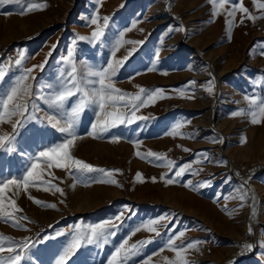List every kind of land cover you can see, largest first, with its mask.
<instances>
[{
	"label": "rangeland",
	"instance_id": "1",
	"mask_svg": "<svg viewBox=\"0 0 264 264\" xmlns=\"http://www.w3.org/2000/svg\"><path fill=\"white\" fill-rule=\"evenodd\" d=\"M28 2L40 4L42 10L22 15L26 3L0 5V67L6 73L0 82V95L20 75L15 67L20 52L26 57L22 68L45 63L43 71L34 69L27 81L33 84L35 93L37 82L31 77H38L40 84L54 83L60 70L67 69L63 57L69 50L73 51L82 75L89 71V66L95 70L102 64L106 67L109 59L123 60L133 47L137 51L121 68L114 86L132 94L139 92L137 86L162 88L164 93L138 109L136 114L148 119L130 126L120 125L103 136L89 135L97 117L91 109L85 111L71 154L93 166L120 172L112 176L94 173L81 182L65 169L49 168L43 160L38 161L42 179L62 188L63 194L49 183L30 186L26 191L22 185L19 189L9 186L5 204L9 199L15 200L22 209L15 216L29 219L21 221L24 228L0 219V234L32 242L45 234L64 233L31 249V264H55L77 224L99 223L123 212V227L109 243L103 247L82 246L69 264H107L114 246L125 238L129 245L151 241L132 264H144L149 256V264H166L165 257L176 259L175 252L166 244L170 236L177 245L201 242L183 253L193 264H264V247L259 246L264 242V118L253 125L247 115H230L234 110L249 107L246 96L264 99V55L260 54L264 44V10L258 9L253 0H242L258 18L255 22L245 18L241 24L242 14L237 11L229 33L224 14L212 19L213 5L208 0ZM94 14L101 25L103 17L111 18L106 43H114L120 31H124L126 41L145 43H124L113 57L110 44L105 47L80 40L81 36L90 37L95 29L96 25L90 23ZM170 27L176 30L170 31ZM210 74L213 93L206 91ZM188 81L197 82L193 86L196 91H186L182 96L181 90ZM39 95L47 96L48 92L41 91ZM26 100L33 103L30 97ZM75 102L74 97L66 107ZM35 103L37 110L33 115L38 119L26 122L12 143L0 149V180L21 178L39 151L64 139L57 128L66 126V122L55 117L44 100ZM20 119L5 117L0 122V135H10L12 123ZM53 124L56 128L51 127ZM177 125L180 127L171 134ZM244 137L246 143H241ZM149 150L164 154L163 159L150 161L136 155L140 152L143 156ZM168 160L178 165L191 163L194 174L166 186L160 177L165 173L171 177L176 170L168 167ZM137 172L142 173L143 182L135 179ZM152 177L157 182L153 183ZM209 178L211 187L193 190L184 186L190 179L198 188V182ZM113 179L117 183H111ZM245 181L249 198L240 207L244 193L240 186ZM222 194L228 198H220L217 203ZM30 197L55 203L56 208L38 206ZM225 205L228 212L222 210ZM160 217H166L154 225L160 236L141 227L149 219ZM249 226L253 228L252 235L248 234ZM137 228L140 230L136 231ZM181 231L183 237L179 235ZM247 244L258 246L249 251Z\"/></svg>",
	"mask_w": 264,
	"mask_h": 264
},
{
	"label": "snow or ice",
	"instance_id": "2",
	"mask_svg": "<svg viewBox=\"0 0 264 264\" xmlns=\"http://www.w3.org/2000/svg\"><path fill=\"white\" fill-rule=\"evenodd\" d=\"M208 2L213 5V20L221 14L225 15V23L229 33L232 26L235 24L237 11L242 14L239 21L241 24L245 22V18L253 22H255L258 18L257 16H254L247 7H245L242 0H208ZM253 2L258 9L264 10V3L259 2V0H253ZM13 3L18 5L24 3L27 4L26 9H21L22 15L25 14L26 11L42 10V6L40 4L30 3L28 0H0V5ZM226 5H231V7H226ZM110 19V17H103V24L101 25L99 23L98 15L94 14L90 17V23L92 25H96V27L91 32V36H81L79 39L82 41L86 40L90 44H100L105 47L110 44L113 57L115 56L116 50H118L124 43L132 45H143L145 43V41L124 40V31L119 32V36L115 39L114 43L112 41L110 43H106L105 38L110 27ZM134 26L135 23L133 24V27ZM129 30L130 29H125V31ZM172 30L176 29H172L170 27V31ZM52 47L53 50H55L56 46L53 45ZM136 51L137 49L133 47L123 60L109 59L106 62V67L102 64L99 68L92 70V67L89 66V71L81 75L78 72L74 60V53L72 50H69L67 55L63 57V61L67 65V69L62 68L60 70V74L54 83L40 84L38 77H31L33 81L37 82L35 93L33 92V84L27 83V81L34 69L39 68L43 71L45 63L33 65L32 68H22V63L26 57L24 52H20L19 58L15 60V67L20 70V75L15 77L12 81V86L0 95V122L4 121L5 117H8L10 120L12 116H20L22 119L12 123L13 132L10 135H0V149H3L5 146L12 143L15 138V134L26 122L38 119L33 115V113L37 110V104L35 103L37 100H44L49 109L53 111L54 116L63 119L66 122V126L57 128V130L64 135L62 142L45 150L39 151L36 156L32 158L30 166L21 178L12 177L11 179L0 180V219H3L6 223H11L17 228L25 227L21 221L28 220L29 218L23 215L19 217L15 216V213L22 212V209L17 206L15 200L9 199L8 204L6 205L5 193L9 190V186H15L16 189H19L22 185L23 189L26 191L30 186L49 183L48 181L42 179L41 173L38 171V169L41 168V164L38 161L43 160L49 168L55 166L59 169H65L68 171L70 176L81 180V182L94 173L112 176L114 173L120 172L118 169L109 170L99 168L85 162L84 160L75 158L71 154V149L76 140V130L80 123L81 116L89 109H91L97 117V121L91 125L92 131L89 133V135L93 136H103L120 125L130 126L135 121L148 119L147 117L137 115L136 113L138 109L154 102L158 97H162L164 89H146L142 86H137L139 88V92L132 94L116 88L113 83L114 79L119 76L121 68ZM260 54L264 55V44L261 46ZM48 56H51V52L48 53ZM5 76V71L2 67H0V82L4 80ZM196 83V81L186 82L185 89L181 90V95L183 96L186 91L194 93L196 89L193 86ZM206 83L209 84L206 91L208 93H213L214 88L211 86L213 84V74H210V78ZM41 91H47L48 95H39ZM28 97L31 98L33 103L29 104L27 102L26 98ZM74 97L76 98V102L73 103L70 108H67L66 105ZM245 99L249 100V107L247 109L232 111L230 113L231 117L247 115L253 125L260 123L261 118H264V99L256 96H246ZM109 109L112 110L109 111ZM129 112L131 113L130 116ZM51 127L56 128V125L53 124ZM179 127L180 125H177L171 134H175ZM241 143H246V137L242 138ZM185 150L187 151V149ZM136 155L143 159H148L150 161L155 160L157 162H160L164 157V154L151 150L143 154V156H141L140 152H137ZM205 159L207 160V157H205ZM167 165L169 168L175 167L176 170L171 177H168L167 173L160 177V179L165 180L166 186L179 183L184 177L194 174L191 163L178 165L176 161L168 160ZM135 179L143 182L142 173L137 172ZM151 179L153 183L157 182L156 177H152ZM228 179L230 180V177ZM89 182L94 181L90 180ZM111 183L115 184L117 181L113 179L111 180ZM247 183L248 181H245L240 186L244 189V193L240 196V207H243L244 202H246L249 198V190L245 187ZM211 184L212 179L209 178L203 182H198L197 188V186L193 185V182L188 179L184 183V186L192 188L193 190H198L205 187H211ZM49 186L55 188L56 192L63 194V189L57 185L49 183ZM45 190L47 191L48 189L46 188ZM30 198L33 199L34 203L38 206L56 208L55 203H47L36 198ZM220 198L227 199L228 197L223 196L222 194L221 197L217 199V203ZM252 199L254 200V197H252ZM6 208H10L11 210H6ZM125 208H129V206H125ZM222 210L226 212L229 211L226 205ZM255 213L256 209L255 205H253V214ZM165 218L166 217L149 219L147 223L141 225V227L147 228L148 231L155 232L157 236H160L161 233L157 231L154 225H157L159 220ZM123 220L124 214L121 212L114 218L110 217L99 223H89L86 226L77 224L75 226L74 233L71 234V240L63 247L62 251L55 259V264H69L72 257L84 245H96L98 247H103L109 243L123 227ZM114 221H119L120 223H116ZM139 230L140 228L136 229V231ZM248 234H254L251 226H249ZM61 235H64V233L56 232L55 236L45 234L42 239L38 237L36 241L30 242L29 239L16 240L13 237L0 234V264H25V262L31 264L33 259L31 249L35 246V244L55 239ZM179 235L183 237L184 232L181 231ZM149 243H151V241H139L129 245L128 239L125 238L121 243L114 246V251H112L109 256L107 264H132L136 257L144 254V247ZM200 243V241H194L189 242L187 245H184L183 243L177 245L174 242V238L170 236L166 241V244L175 252L176 259L169 260L165 257L166 264H193V262L187 259L183 253L186 249H193ZM257 246L258 245L254 244L245 245L249 251ZM259 246L264 247V242H260ZM150 260L151 257L149 256L148 259L144 261V264H149Z\"/></svg>",
	"mask_w": 264,
	"mask_h": 264
},
{
	"label": "crops",
	"instance_id": "3",
	"mask_svg": "<svg viewBox=\"0 0 264 264\" xmlns=\"http://www.w3.org/2000/svg\"><path fill=\"white\" fill-rule=\"evenodd\" d=\"M22 41H25V40H22Z\"/></svg>",
	"mask_w": 264,
	"mask_h": 264
}]
</instances>
